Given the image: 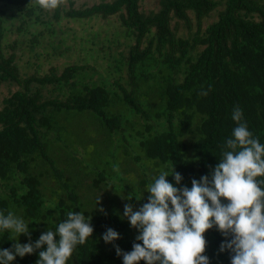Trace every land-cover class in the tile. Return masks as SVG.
Listing matches in <instances>:
<instances>
[{
    "label": "trees",
    "instance_id": "16d2710c",
    "mask_svg": "<svg viewBox=\"0 0 264 264\" xmlns=\"http://www.w3.org/2000/svg\"><path fill=\"white\" fill-rule=\"evenodd\" d=\"M34 2L0 0L22 10L16 15L17 33L25 30L28 21L42 26L38 35L53 33ZM63 2L51 9V20L116 14L126 36L118 42L116 33L108 40L103 34L106 49L122 45L117 52H106L112 67L103 75L83 63L21 78L12 55L4 57L0 49V83L17 86L0 104V213L11 211L29 229L28 235L17 238L11 230L0 229V250L15 243L35 244L41 234L66 221L69 212H78L91 217L94 231L76 246L67 264H123L114 245L131 252L133 243L142 242L136 240L139 233L119 203L138 210L144 195H150L148 185L161 171H167V180L178 188L190 189L193 179L210 176L237 126L232 120L236 106L253 137L264 144V0H157V9L146 13L139 11L138 0H98L76 7L71 0ZM4 13L0 6V39L7 30L2 26ZM211 13L215 17L202 26ZM177 21L184 23L186 35L174 34ZM190 24L195 27L192 31ZM83 37L93 46L101 44L98 31L89 29ZM58 42L49 44L53 53L68 50ZM120 69L125 72L123 83L117 77L109 82L108 76ZM202 88L208 91L206 96L199 94ZM148 94L152 97L146 98ZM126 110L137 123L143 121L146 133L140 137L135 132L131 144L130 129L125 130L131 117H124ZM75 113L85 121L82 130L91 126L97 138L86 137L83 142L69 127ZM89 144H96L92 151H86ZM173 169L182 177L179 185L171 176ZM83 186L85 190H80ZM100 187L109 189L103 208L93 196ZM109 228L119 239L105 243L102 235ZM204 237L203 255L209 264H231V253L219 250L225 237L215 227ZM46 248L16 256L11 264H37L39 252Z\"/></svg>",
    "mask_w": 264,
    "mask_h": 264
},
{
    "label": "clouds",
    "instance_id": "9594fccd",
    "mask_svg": "<svg viewBox=\"0 0 264 264\" xmlns=\"http://www.w3.org/2000/svg\"><path fill=\"white\" fill-rule=\"evenodd\" d=\"M62 2L37 0L43 9H56ZM208 91L202 88L199 94L206 96ZM242 116L236 106L232 120L237 126L210 176L193 179L190 189L178 188L167 180L169 173L161 171L147 187V203L136 211L131 204L124 205L123 215L138 231L136 240L142 243H133L131 252H122L114 245L123 264H209L203 255L204 234L213 227L225 237L219 250L231 253V264H264V180H257L264 177V144L253 137ZM171 176L179 185L180 173L173 169ZM90 221L91 217L83 213L69 212L66 221L55 231L41 234L35 244L15 243L10 249L0 250V264H11L16 256L30 255L44 245L46 251L39 252L37 264H67L76 246L92 236ZM0 229L11 230L16 238L29 233L28 224L11 211L0 213ZM102 239L111 243L119 239V234L109 228Z\"/></svg>",
    "mask_w": 264,
    "mask_h": 264
},
{
    "label": "rangeland",
    "instance_id": "374dc122",
    "mask_svg": "<svg viewBox=\"0 0 264 264\" xmlns=\"http://www.w3.org/2000/svg\"><path fill=\"white\" fill-rule=\"evenodd\" d=\"M71 1L72 7H76L81 4L90 5L91 3L98 2V0ZM34 3L36 4V7H39L37 2ZM0 6H2L5 11L2 26L7 29L3 33V37H1L0 39L1 53L4 57L8 56L9 54L12 55V59L15 62L17 68V75L21 78L29 75L42 76L43 74H47L50 68L55 69V71H60L66 65L83 63L91 67L92 70H94L96 73L103 75L105 71L110 70V67H112L110 66L109 62H107V60L109 59L106 58V52H117L122 49V45H119L117 48H115L113 44L106 49L104 46L103 34H106L105 39L108 40L112 33H116V40L118 42H123V37L126 36L127 32V30H125L119 25L118 17L116 16V14L109 15L106 17L92 16L88 19H79L73 21L60 19L58 22H56L50 19L51 9L39 8V14L41 15L40 18L44 21H49L51 23V27L54 29L53 33L47 35V32L44 31L45 33L38 35V31L42 28V26L32 21H26L27 25L25 26V30L21 33H17L14 30L15 25L18 23V18L16 15H20L22 10H17L16 8L18 7L2 3L0 4ZM63 6L66 7L65 1L63 2ZM138 9L142 13H146L150 10L155 11L157 9V0H138ZM36 11L38 12V9ZM214 17V14L211 13L208 18H205V20L202 21L201 25L204 26L206 22L211 21ZM173 21L174 20L172 19L170 20V27L172 28ZM174 27V34L182 36L186 35L187 32L183 22L177 21ZM194 28V25L190 24L191 31L194 30ZM89 29L98 31V36L100 39H102L100 45L97 46L96 44V46H93V44H90L88 40L84 39L83 33ZM59 30H61L62 32ZM199 30H202L201 27ZM33 36H35V41L31 40ZM59 36L62 37V40L60 41L62 44L60 45L68 46V50H64L62 53L57 54L53 53L54 51H51L49 44H57ZM81 45L85 46L83 50L80 48ZM86 47L90 49V51L86 49ZM93 48L97 49V51H95ZM123 52L125 53V51ZM116 77L118 78V81L121 80L123 83L125 78L124 70L120 69L117 72V75H109V82H111L113 79H116ZM32 86L33 83H30L28 85L29 88H32ZM123 86L126 87V85ZM16 88L17 86L12 82L0 83V104L1 99L3 97H6L10 92L14 91V89ZM141 90H144V88L142 87ZM149 95L150 94H148L146 98H148ZM150 96L152 97V95ZM152 109L150 106V111ZM72 115L71 119L68 122L69 127L73 129V131L77 133L79 137H81L83 142H87V138H97L98 135L96 136L97 133L94 132L91 126L87 125L84 128L85 132L82 130L83 126H85V121L81 114L75 113L73 117ZM124 117H128V119H130L131 117V121L127 122V127L125 128V130L130 129L128 131L130 133V136L127 140L129 144H131V138L135 136V132L140 133V137L146 136V133L142 131V120L140 122L138 121L137 123L136 119H132L131 114L130 116L128 115L127 110L124 112ZM80 130H82V132ZM48 136L51 135L49 134ZM70 136L72 137V140L75 139L73 133H71ZM95 145L96 144H89L88 149H86V151H92V148ZM98 155L99 154H96V156ZM117 172L119 173V171ZM135 173L138 177H140V174L138 172ZM117 177L118 174L114 175L115 179H117ZM60 179L66 181L67 183L69 181V179L67 178ZM87 183H90L88 179L85 180V184ZM114 185L116 186L118 185V183L116 184L115 181ZM85 188L86 187L83 186L80 190H85ZM87 193L90 194V192ZM108 194L109 189L107 187L97 188L96 191L93 192V196L96 198V200L99 201L102 208L103 206L107 205L106 195ZM148 196L149 195H144L143 204L147 203ZM124 205L119 203L118 208L120 210H123Z\"/></svg>",
    "mask_w": 264,
    "mask_h": 264
}]
</instances>
